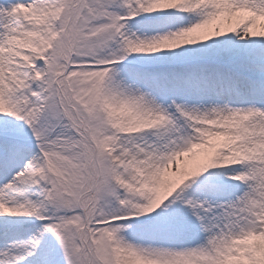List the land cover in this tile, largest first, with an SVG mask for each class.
Instances as JSON below:
<instances>
[{
    "label": "snow or ice",
    "instance_id": "obj_1",
    "mask_svg": "<svg viewBox=\"0 0 264 264\" xmlns=\"http://www.w3.org/2000/svg\"><path fill=\"white\" fill-rule=\"evenodd\" d=\"M0 264H264V0H0Z\"/></svg>",
    "mask_w": 264,
    "mask_h": 264
}]
</instances>
